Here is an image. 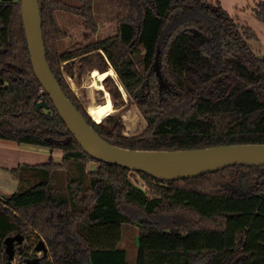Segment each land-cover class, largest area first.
I'll list each match as a JSON object with an SVG mask.
<instances>
[{
	"label": "trees",
	"instance_id": "trees-1",
	"mask_svg": "<svg viewBox=\"0 0 264 264\" xmlns=\"http://www.w3.org/2000/svg\"><path fill=\"white\" fill-rule=\"evenodd\" d=\"M80 1L39 0L46 59L66 97L104 140L139 150L264 143V55H255L245 40L255 37L253 30L238 26L218 1L127 0L126 20L113 35L59 53L56 40L66 33L55 11L97 29L92 0ZM257 15L264 20V6ZM163 47L173 78L163 92L178 98L168 109L162 108L167 98L149 86L151 70L164 76L158 68ZM76 56L79 76L86 69L105 74L101 82L112 107L123 103L122 86L146 121L140 134H123L119 112L99 122L91 118L63 76L74 74ZM41 89L20 1L0 0V139L62 153L59 162L50 156L10 169L18 186L0 196V264L5 237L26 239L28 232L44 241L50 264H264V166L165 180L100 162L81 148ZM42 98L47 108L36 107ZM91 161L94 169L87 168ZM135 175L144 189L130 180ZM132 210L148 219L136 223ZM132 225L138 227L135 261L121 245Z\"/></svg>",
	"mask_w": 264,
	"mask_h": 264
},
{
	"label": "rangeland",
	"instance_id": "rangeland-1",
	"mask_svg": "<svg viewBox=\"0 0 264 264\" xmlns=\"http://www.w3.org/2000/svg\"><path fill=\"white\" fill-rule=\"evenodd\" d=\"M72 6L81 5L80 0H62ZM219 2L220 7L227 15L234 20L238 26H246L253 30L255 37L246 39L251 51L257 56L264 55V20L258 17V12L264 6V0H216ZM92 8L95 20L97 22V29L95 32L87 30L83 25V20L80 16L72 14L65 10H57L54 12L56 23L58 27L65 31L66 37H61L56 40V48L59 53L75 49L78 45H85L100 38L113 35L116 32L117 24L126 20L127 0H92ZM193 22L185 23L184 25H191ZM212 54L215 56L217 48L214 45L210 47ZM80 56H76L70 60L73 65L74 74L68 76L63 72L64 79L72 92L76 95L78 100L86 109L89 103L94 105H103L109 103L112 107V100L109 96L107 88L103 86L102 77L99 75H92L90 70L86 69L80 76L77 74L78 60ZM65 62L60 63L63 66ZM163 73V78L153 70L149 76V86L151 91L156 96L164 97L166 94L163 92V87L167 86L168 82L173 81L170 70L165 57V48L161 51L159 67ZM159 70V71H160ZM223 70H220L221 72ZM111 77L115 78V72L112 70ZM101 83V88H95V83ZM167 101L162 104L163 109L172 107L178 98L171 94L165 96ZM119 112L124 124L123 134L126 136H135L140 134L146 127V121L140 113L137 106L131 98L126 96L118 107H112L109 114ZM108 115V114H107ZM92 118V117H91ZM93 119V118H92ZM94 120V119H93ZM95 121V120H94ZM43 151H38L36 148L27 145H20L14 141L0 140V196H9L16 191L18 180L10 172L11 168L17 167L20 164H38L43 163L50 157L49 154L44 156ZM52 158L59 162L61 160V151L59 149L53 150ZM96 163L88 162V169H94ZM130 180L141 188L146 187L144 179L140 175L131 177ZM62 183V179L60 180ZM133 211V212H132ZM132 216L136 223L140 220L148 219L137 210H132ZM160 224H164L160 222ZM137 225H132L126 228L125 235L122 237L121 245L128 251V260L135 261L136 257V244H137ZM28 238H24L21 242L14 241L13 250L14 256L12 264H25L22 251L28 250L30 253L35 252L34 247L38 243V238L35 233L28 232ZM42 258L43 262H49L47 257H42V252H37L35 257L28 258L38 259ZM6 261V259H5ZM42 262V263H43Z\"/></svg>",
	"mask_w": 264,
	"mask_h": 264
},
{
	"label": "water",
	"instance_id": "water-1",
	"mask_svg": "<svg viewBox=\"0 0 264 264\" xmlns=\"http://www.w3.org/2000/svg\"><path fill=\"white\" fill-rule=\"evenodd\" d=\"M19 1L21 22L33 73L69 132L91 157L100 162L144 172L165 180L198 177L234 165L264 166V143H240L182 150H139L119 147L104 140L66 97L47 62L39 0ZM193 35L202 39L197 31H193ZM36 107L47 108L48 103L42 98ZM22 239L23 236L20 234L5 237V264H12L13 243L21 242ZM35 248L37 251L47 252L43 240H39ZM26 263L40 264V260L31 259ZM41 264L50 263L45 261Z\"/></svg>",
	"mask_w": 264,
	"mask_h": 264
},
{
	"label": "bare ground",
	"instance_id": "bare-ground-1",
	"mask_svg": "<svg viewBox=\"0 0 264 264\" xmlns=\"http://www.w3.org/2000/svg\"><path fill=\"white\" fill-rule=\"evenodd\" d=\"M102 75H99L100 78ZM101 83L98 84V82L95 83V88H101ZM87 111L89 115L96 121L99 122L105 115L109 114L112 111V107L109 103L103 104L101 107L94 105L93 103H89L87 105Z\"/></svg>",
	"mask_w": 264,
	"mask_h": 264
},
{
	"label": "crops",
	"instance_id": "crops-1",
	"mask_svg": "<svg viewBox=\"0 0 264 264\" xmlns=\"http://www.w3.org/2000/svg\"><path fill=\"white\" fill-rule=\"evenodd\" d=\"M112 71V70H111ZM119 88H120V90H121V92H122V94H123V96H124V99H126V94H125V91H124V89L122 88V86L120 85L119 86ZM105 105V104H104ZM96 106H99V107H101L102 105H96ZM86 110H87V108H86ZM0 140H5V139H0ZM9 141H12V140H9ZM15 142V141H14ZM18 144V143H17ZM20 145H25V144H20ZM27 146H29V147H33V148H36L38 151H43V152H46V153H44V156L45 155H48L49 154V156H52L51 154H52V152L53 151H50L48 148H44V147H36V146H32V145H27Z\"/></svg>",
	"mask_w": 264,
	"mask_h": 264
},
{
	"label": "flooded vegetation",
	"instance_id": "flooded-vegetation-1",
	"mask_svg": "<svg viewBox=\"0 0 264 264\" xmlns=\"http://www.w3.org/2000/svg\"><path fill=\"white\" fill-rule=\"evenodd\" d=\"M24 239V238H23ZM22 239V240H23ZM37 245V244H36ZM36 247V246H35ZM34 247V249H35V252H32V253H30L28 250H23L22 251V257H23V260H24V263L25 264H27L26 262H27V259L28 258H33V257H35V254L37 253V252H42V251H37L36 250V248ZM25 254H27V255H25ZM45 256V253L44 252H42V257H44ZM39 260H40V264L43 262V260H42V258H38Z\"/></svg>",
	"mask_w": 264,
	"mask_h": 264
},
{
	"label": "built area",
	"instance_id": "built-area-1",
	"mask_svg": "<svg viewBox=\"0 0 264 264\" xmlns=\"http://www.w3.org/2000/svg\"><path fill=\"white\" fill-rule=\"evenodd\" d=\"M41 90H43V88H42ZM43 91H44V90H43Z\"/></svg>",
	"mask_w": 264,
	"mask_h": 264
}]
</instances>
